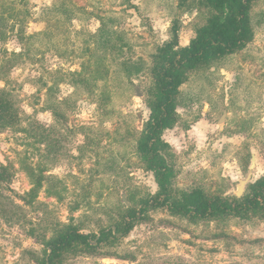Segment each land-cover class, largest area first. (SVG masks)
I'll list each match as a JSON object with an SVG mask.
<instances>
[{"label": "rangeland", "instance_id": "1", "mask_svg": "<svg viewBox=\"0 0 264 264\" xmlns=\"http://www.w3.org/2000/svg\"><path fill=\"white\" fill-rule=\"evenodd\" d=\"M177 3L0 0V89L20 115L0 129V264H37L54 230L71 224L98 234L119 219L123 196L129 202L157 191L136 152L149 77L128 78L120 64L150 66L173 18L180 44H188L205 11ZM252 12L261 24L247 46L180 88L179 122L162 134L175 188L241 197L264 176V0ZM101 23L119 33L115 46L99 49ZM62 264H264V219L190 220L150 210L127 236L79 246Z\"/></svg>", "mask_w": 264, "mask_h": 264}, {"label": "trees", "instance_id": "2", "mask_svg": "<svg viewBox=\"0 0 264 264\" xmlns=\"http://www.w3.org/2000/svg\"><path fill=\"white\" fill-rule=\"evenodd\" d=\"M179 10H204L203 23L194 27L188 44L181 45L179 19L171 20L169 37L157 45L150 66L142 59L121 63V73L128 78L147 72L149 82L144 90V102L149 110L136 143V152L144 169L153 174L157 191L122 206L119 219L99 230L98 234L82 233L75 225L64 224L44 241V255L36 257L37 264H62L64 253L82 246L96 249L113 244L127 236L134 225L150 210L163 209L170 215L190 220H222L228 217L264 219V176L249 184L241 197L226 198L207 194L201 187L190 190L174 187V164L170 145L163 140L165 130L179 122L176 108L183 103L180 88L191 75L227 60L243 50L253 39L255 28L261 24L252 12L257 0H177ZM262 16V14H258ZM119 33L101 23L97 32L99 49L110 47ZM121 39V38H120ZM115 44H112V47ZM119 50V48H118ZM50 89V88H49ZM48 89V90H49ZM20 121L19 107L12 94L0 89V129Z\"/></svg>", "mask_w": 264, "mask_h": 264}, {"label": "water", "instance_id": "3", "mask_svg": "<svg viewBox=\"0 0 264 264\" xmlns=\"http://www.w3.org/2000/svg\"><path fill=\"white\" fill-rule=\"evenodd\" d=\"M252 164H253V163H252ZM252 164H251V166H252ZM246 182H247V179L242 180V181L240 182V184L238 185L237 192H236L238 196L242 195V193H243V191H244V186H245ZM122 201H123L127 206H129V202L125 199L124 196L122 197Z\"/></svg>", "mask_w": 264, "mask_h": 264}, {"label": "crops", "instance_id": "4", "mask_svg": "<svg viewBox=\"0 0 264 264\" xmlns=\"http://www.w3.org/2000/svg\"><path fill=\"white\" fill-rule=\"evenodd\" d=\"M178 34H179V32H178ZM186 45V44H185Z\"/></svg>", "mask_w": 264, "mask_h": 264}]
</instances>
